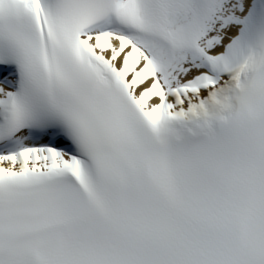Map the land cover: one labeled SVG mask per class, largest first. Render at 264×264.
Wrapping results in <instances>:
<instances>
[{"label": "snow or ice", "instance_id": "1", "mask_svg": "<svg viewBox=\"0 0 264 264\" xmlns=\"http://www.w3.org/2000/svg\"><path fill=\"white\" fill-rule=\"evenodd\" d=\"M0 264H264V0H0Z\"/></svg>", "mask_w": 264, "mask_h": 264}]
</instances>
